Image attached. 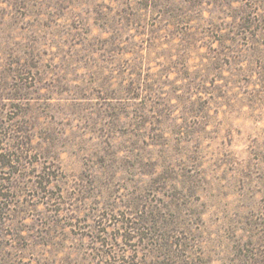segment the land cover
<instances>
[{
    "label": "rangeland",
    "instance_id": "374dc122",
    "mask_svg": "<svg viewBox=\"0 0 264 264\" xmlns=\"http://www.w3.org/2000/svg\"><path fill=\"white\" fill-rule=\"evenodd\" d=\"M0 264H264V0H0Z\"/></svg>",
    "mask_w": 264,
    "mask_h": 264
}]
</instances>
